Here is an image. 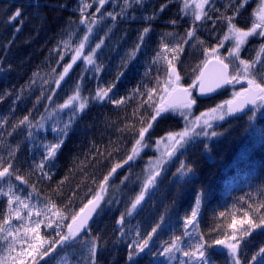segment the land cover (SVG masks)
Listing matches in <instances>:
<instances>
[{
    "label": "trees",
    "instance_id": "1",
    "mask_svg": "<svg viewBox=\"0 0 264 264\" xmlns=\"http://www.w3.org/2000/svg\"><path fill=\"white\" fill-rule=\"evenodd\" d=\"M38 3L39 6L33 0H0V165H12L14 175L7 180L10 183L21 182L44 202L46 197L50 198L58 208H62L71 197L72 209L79 211L96 194L112 167L117 163L123 164L131 154L136 139H139L138 130L146 127L151 119L152 108L145 103L149 98L147 95H133V91L139 88L144 93L146 89L155 88L157 93H154V99H158L162 85L157 84L156 78L159 76L163 81L165 74L157 72L158 66L163 67L162 62L157 66L152 64L156 53L163 49L164 44L169 49L177 44L183 46L184 52L179 53V60H173V64L180 75V85L187 88L194 79L193 68L204 59L203 49L218 44L226 32L224 25L218 22L214 26L212 20L221 14L232 15L234 7L226 11L229 0H215L213 8L218 11L209 9L212 20L196 22V39L189 44H183V37L194 25L191 16L181 15L180 0H144L142 6L127 9L124 17L117 16L115 21L106 17L95 27L89 46L83 53L88 55L103 39L104 44L95 56L102 70L97 73L93 69L84 73L85 67L92 66L81 58L73 64L58 88L55 81L64 67L72 63V57L76 54L74 49L85 35V26L79 23L81 14L78 0H38ZM84 3L91 5L84 13L85 17L100 15L96 13L99 5L94 0H84ZM161 5H165L163 11L160 10ZM205 7L208 8L207 5ZM17 9L21 15L12 21L10 18ZM101 11L105 14L119 13L121 7L106 3ZM253 11L254 6L249 2L237 16V26L249 28ZM153 15L154 19H145ZM144 28H150V32L136 57L129 59V53L140 43L139 36ZM69 33L77 34L65 47L62 41L68 40ZM198 41H203V44ZM261 43L264 40L250 38L241 52V58H254L255 50ZM222 49L220 54L226 56ZM162 54L170 59L173 55L170 51ZM82 75L84 79L81 81ZM77 82L82 83V96H91L97 89L111 87L110 99L90 101L55 158L45 162L44 172L51 176L49 180L35 166L44 159L43 145L55 142L52 129L62 126L61 122L67 119L63 112L53 110L73 94ZM246 85L245 81H240L234 86H227L210 99L196 98L195 89H192L196 100L192 107L193 114L198 116L224 103L233 97V92ZM48 96L53 99L48 100ZM121 98L125 101L121 105L111 102ZM134 112L137 114L134 115ZM24 116H29L31 129L27 125H20L13 131V125ZM38 124L43 127H38ZM126 126L131 128L120 131ZM184 127V119L169 113L165 118L153 122L150 135L146 134L145 140L150 147L142 149L140 156L129 165L117 169L110 178L106 199H116L119 203L111 207L105 205L102 214L95 215L89 224L91 236L97 239L100 246L96 264H128V245L147 239L152 228L161 222V217H164L163 226L149 242L153 253L168 247L167 242L175 237L183 238V221L191 216L198 195L201 202L196 218L197 232L208 245L222 239L224 234H230L232 229L227 225L232 224L233 220L239 228L241 220L259 223L258 215L264 216V208L261 207L264 205V106L255 114L249 111L239 117H227L214 123L213 130L218 133L217 136H200L186 145V151L177 153L167 165V170L157 179L155 188L143 202L142 210H134L132 217L126 215L147 177L146 170L154 153L155 142L169 132L182 131ZM12 150H15V154L10 158ZM181 161L186 162L192 171L183 179L174 178L173 173ZM3 167H0V171ZM16 175L23 177L27 183L16 181ZM125 176L130 178L121 184ZM60 181H64L63 185H60ZM257 209L259 213L255 211ZM244 213L248 215L244 216ZM122 214H125L123 238L117 226ZM8 217V199L0 196V225ZM66 232L67 228L63 225L60 234ZM43 235L49 241L57 238L53 232ZM245 239L241 259L243 264H250L252 256L264 247V230L257 229ZM86 248L84 241L78 240L66 249H58L54 259L38 258L35 264H59L65 254L68 264H88ZM211 255L215 264H228L224 249L214 247ZM163 260V257L153 258L145 253L135 264H164Z\"/></svg>",
    "mask_w": 264,
    "mask_h": 264
},
{
    "label": "snow or ice",
    "instance_id": "2",
    "mask_svg": "<svg viewBox=\"0 0 264 264\" xmlns=\"http://www.w3.org/2000/svg\"><path fill=\"white\" fill-rule=\"evenodd\" d=\"M99 6L96 8V13H100L99 16L96 14H90L89 17H85L84 13L87 11L90 4L84 3V0H78L79 12L81 19L79 23L85 26V35L80 40L77 47L74 49L75 55L72 57V63L67 64L60 77L55 83L57 87H61V82L65 80L69 70L72 69L75 64L81 58L86 62L87 65H91L92 68L85 67L84 73L88 71L100 72L102 65H98L95 60L97 50L102 47L104 40L101 39L96 44L95 48L91 50L88 55H83L84 49L89 46L91 34L94 33L95 27L99 26L101 21L106 17H111L113 21L116 20L117 16L124 17L127 15V9L133 6H142L144 0H94ZM182 3L180 12L182 16H191L194 27L187 30L183 37V44H189L190 41L196 39V22L205 23L208 20H212L209 16V9L218 11L213 8L215 0H180ZM250 0H229V4L226 5V11L230 7H234L232 15H224L217 17L216 20H212L213 25L220 23L226 27L224 36L220 39L219 43L210 48L203 49L204 59L196 65L192 72L194 79L191 85L187 88L180 85V75L176 70L173 60H179V53L184 52V48L181 44L175 45L174 48L169 49L167 44L163 45V49L156 53L153 58V66L160 65L163 63V67H157V72H163L165 79L160 80L157 76V84L162 85L161 91L158 93V99H154V93H157V89L153 88L147 90L144 93L139 91V88L133 91V95H147L149 98L145 103L149 104L152 108L151 119L148 121L146 127H142L138 130L139 139H136L135 144L132 147L131 154L123 161V164L117 163L112 169L104 176L103 181L99 185V190L91 199L87 201L83 207L79 208V211H74L71 207L72 198L70 197L68 202L63 205L62 208H58L56 203L50 198H45L43 207L36 212V219H32L33 213L32 208L35 205L25 204L21 200L20 196L15 192V185L9 183L8 191L5 192L0 188V195L5 196L8 199L9 212L12 211V205L15 201L16 205L22 206L28 209V222L27 226L23 227V235H17L9 240L12 236V225L7 218H4V224L0 225V240L8 243V253L10 254L15 249L16 243L21 241L27 242V250L24 249L23 245L21 250L15 257L12 258L13 264L19 261V264H27L26 257H31L33 264L39 258L54 259L57 255V251L66 249L71 245L75 244L78 240H83L87 245V262L88 264H96L97 253L100 251V246L97 239L92 238L91 228L89 226V220L93 218V215L99 216L104 210V206L111 207L112 204L119 203L116 199H106V193L109 189L110 178L114 176L117 169L122 168L124 165H129L130 162L134 161L141 154V150L150 145L146 144V134L150 135V129L153 128V122H157L159 119L166 117L168 113L179 112L182 119L185 121V127L182 131L172 133L169 132L166 136L160 137L155 144L157 151L161 152V155L157 157L156 161H149V166L145 181L141 184V190L139 194L135 196V199L131 202V207L127 209L126 215L132 217L134 210H142L143 202H145L147 194L152 191L155 186L157 179L162 175L163 171L167 170V165L172 162L173 158L176 157L177 153L186 151V145L193 142L197 137L203 136L206 138L215 137L218 135L213 130L214 120H225L226 117H231L235 113H239L251 105V111L255 112L264 106V43H261L256 51V55L251 60H245L241 58V52L247 45L250 38L258 37L264 40V0H259L257 8L253 11L251 19V27L245 29L238 27L235 23L237 16L245 9L246 5ZM36 6H39L38 0H33ZM106 3H114L115 6L121 7L119 13L108 12L103 13L102 7ZM208 6L206 8L205 6ZM165 5H161L160 10H164ZM21 15L19 9L10 18L12 21L18 19ZM135 19V17H132ZM153 17H146L145 19H154ZM175 24L176 21H171ZM19 31V29H17ZM150 32V28H144L139 36V41L135 46V49L129 53V59H134L137 52L140 51L142 44L145 40L146 35ZM77 33H69L68 40L62 41L65 47H68L73 36ZM225 42L231 44V47L227 49V55L222 56L220 49L225 47ZM197 43L203 44V41ZM196 47L195 44L192 45ZM170 51L173 53L170 59L167 55L162 54L163 52ZM63 59V56H61ZM227 61V62H226ZM231 69V70H230ZM35 75V74H34ZM84 79L81 76V81ZM240 81H245L247 87H241L238 92H233V97L230 100L225 101L223 104L216 105L214 108L208 109L206 112L200 113L199 116H194L191 109L196 104V100L193 98L192 89L198 88L200 95H207L216 91L217 89L224 88L225 86H234ZM82 83L77 82L73 91V94L64 101L63 104L57 106L54 112L65 113L67 119L63 120L62 126H57L52 129L54 133V143H45L43 145L45 149L44 159L39 165L35 167L39 168L41 174L47 179H51V176L44 172V164L47 160L55 158L57 152L61 149L62 145L68 137V133L72 130L73 125L81 117V114L86 111L91 102H102L106 98L110 99L109 92L112 88L108 89H97L96 92L91 96L81 95ZM55 94V90H53ZM48 100H52V96L47 97ZM131 99V97H129ZM38 98L37 103H39ZM113 104H123L124 98L120 100L111 101ZM137 113L134 112V115ZM44 117L41 116V120ZM252 119V118H250ZM20 125H27L29 129L32 127V122L29 116H24L23 119L19 120L17 124L13 125V131ZM38 127H43L42 124H38ZM131 126H126L120 131H127ZM11 135V133H9ZM31 135V132H29ZM161 144L164 145L161 151ZM18 147V146H17ZM15 154V150L9 153L10 158ZM102 154V153H101ZM111 155V153H109ZM0 167H3L0 165ZM12 165L9 164L7 167H3L0 171V181L10 180L14 173L11 170ZM82 170V169H81ZM192 171L191 167L186 162L181 161L176 172L173 173L174 178L183 179L185 176ZM129 176H125L121 181L124 184L129 180ZM16 181H22L27 183L23 177L16 175ZM63 185L64 181L59 182ZM33 191L35 189L33 188ZM57 196L60 193L57 191ZM33 192L28 193V199H32ZM14 198V199H13ZM150 198V196L148 197ZM103 202V203H102ZM201 197L198 195L195 200L196 207L192 209L191 216L185 218L184 223V236L191 238L188 226L191 225L193 229L196 228V218L199 213V205ZM264 208V205H261ZM250 210H252L250 208ZM259 213V209L255 210ZM224 216V213L220 214ZM244 213V216H247ZM44 217L45 219H41ZM16 218L20 221L21 225L25 224V218L20 216L19 211H16ZM125 214H122L120 219L117 220L118 230L121 231L123 238V222ZM259 223H255L252 220L244 219L241 220L240 227H236V221L233 220L232 224L227 225L232 231L230 234H224L222 239H216L212 245H208L201 240L199 236L196 237L197 243L191 245L190 251H183L184 241L181 237H175L168 241V247H162V249L156 253L151 251L150 240L152 235L157 233L163 226L164 217H161V222L152 228L151 232L148 233V238L142 242H135L128 245L129 251L126 256L128 264H135V261L142 255L147 253L153 258L164 257L168 260L172 259H183V264H215L211 252L215 246H222L224 254L227 257L228 264H243L241 255L244 254L242 242H246V237H249L253 231L259 229L264 230V216H259ZM70 221V222H67ZM67 222V223H65ZM41 224H44L47 228H52L53 232L56 233V239L48 241L45 240L40 234ZM55 224V227H53ZM64 224L67 228V232L63 235L60 234L59 230L61 225ZM247 225V227H244ZM21 230L18 228L16 232L19 233ZM223 232V230H222ZM31 233V235H29ZM239 233V235H238ZM86 238V239H85ZM183 251L182 257H177L174 253ZM246 255V254H245ZM0 264H5L4 258H0ZM59 264H68L66 254L61 257ZM250 264H264V247H261L259 251L252 256Z\"/></svg>",
    "mask_w": 264,
    "mask_h": 264
},
{
    "label": "rangeland",
    "instance_id": "3",
    "mask_svg": "<svg viewBox=\"0 0 264 264\" xmlns=\"http://www.w3.org/2000/svg\"><path fill=\"white\" fill-rule=\"evenodd\" d=\"M250 2H252L253 6H254V10H255L257 8L258 4H259V0H250ZM251 23H252V21H251ZM249 27H251V24H250ZM254 38H256V37H254ZM230 47H231V44H229L228 42H225V48H223L221 50V52H224L227 55V49L230 48ZM220 104H223V103H220ZM220 104H217V105H220ZM191 111H192V109H191ZM63 114H65V113H63ZM169 114L172 115V116H177V117L181 118L179 112H171ZM65 116H67V115L65 114ZM194 116H196V115H194ZM51 119H53L56 122V120L54 119V116H51ZM217 122H220V120H214L212 123L214 124V123H217ZM52 134H54V133H52ZM160 148H161V151H162L163 148H164V145L161 144ZM153 151H154V153H153L152 157L149 159V161H156L157 157L161 155V152L157 151V149H156V144H155V146L153 148ZM148 166H149V162H148ZM146 173H147V175H149L147 170H146ZM9 183L10 182L7 181V180L0 181V188H2L5 192H7ZM11 184L16 186L14 190H15L16 194L20 196L21 200L24 201L25 204H30V205H35L36 206V207L31 209L32 213H33L32 219H36L37 218L36 217V212L39 211L43 207V204L45 202L43 200L39 199L35 194H33L32 199L29 200L28 199V193L31 192V191L29 189H27V187H25V185L22 184L21 182H16V183H11ZM0 196H2V195H0ZM17 210L19 211L20 216L25 218V224L23 226L21 225L20 221L17 220V218H16V211ZM40 218L41 219H45L44 217H40ZM8 220H9V222L12 225V236L9 237V240H11L12 237H14V236L23 235V227H26L27 226V222H28V209H25L22 206L18 207L16 205L15 201H14L13 205H12V211L9 212ZM63 225L64 224L61 225L60 230H62ZM53 227H55V224H53ZM18 228L21 230L19 233L16 232V229H18ZM60 230H59V232H60ZM188 231L190 232L191 238H189L187 236H184L182 238V240L184 241L183 251L192 250L190 248V246L191 245H195L197 243V240H196V237L198 236L197 223H196V228L195 229H193L192 226L189 225L188 226ZM47 232H53L52 228H47V227L44 226V224H41L40 234L45 240H48V239H46L44 237L43 233H47ZM53 233H55V232H53ZM29 235H31V233H29ZM22 245H23L24 249L27 250V242L26 241H21L19 243H16L14 251H12L9 254L8 251H7L8 243L0 240V258H4L5 264H13L12 258L15 257L17 255V253L20 252ZM215 249H223V247L222 246H215ZM183 251H178V252L174 253V255L177 256V257H182ZM25 259L27 261V264L33 262L31 257H26ZM163 261H164V264H183V259L168 260V259L164 258ZM15 264H19V261H16Z\"/></svg>",
    "mask_w": 264,
    "mask_h": 264
},
{
    "label": "water",
    "instance_id": "4",
    "mask_svg": "<svg viewBox=\"0 0 264 264\" xmlns=\"http://www.w3.org/2000/svg\"><path fill=\"white\" fill-rule=\"evenodd\" d=\"M182 87H184V86H182ZM225 87H227V86H225ZM225 87H224V88H225ZM246 87H247V85H246ZM185 88H186V87H185ZM221 89H223V88L217 89L216 91H214V92H212V93H209V94H207V95H200V94H199V89H198V88H195V97H196V98H199V99H210V98L215 97V96L219 93V91H220ZM230 99H232V98H230ZM230 99H229V100H230ZM251 107H252V106L249 105L246 109H244L243 111H241V112H239V113H235V114H233V116H231V117H239V116H241V115H243V114H245V113L251 111ZM94 217H95V214L93 215V218H94ZM93 218L89 220V224H90V222L93 220Z\"/></svg>",
    "mask_w": 264,
    "mask_h": 264
}]
</instances>
